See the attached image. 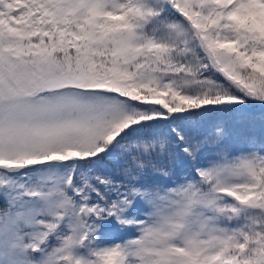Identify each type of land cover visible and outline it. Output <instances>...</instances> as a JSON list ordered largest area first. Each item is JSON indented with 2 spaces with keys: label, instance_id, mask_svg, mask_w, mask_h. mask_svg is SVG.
<instances>
[{
  "label": "snow or ice",
  "instance_id": "1",
  "mask_svg": "<svg viewBox=\"0 0 264 264\" xmlns=\"http://www.w3.org/2000/svg\"><path fill=\"white\" fill-rule=\"evenodd\" d=\"M264 0H0V264H264Z\"/></svg>",
  "mask_w": 264,
  "mask_h": 264
},
{
  "label": "trees",
  "instance_id": "2",
  "mask_svg": "<svg viewBox=\"0 0 264 264\" xmlns=\"http://www.w3.org/2000/svg\"><path fill=\"white\" fill-rule=\"evenodd\" d=\"M255 110H258L257 107H252ZM239 114H219L213 119L208 117L206 118L207 123H221L225 127L226 132L232 133L228 136L230 143L235 144H244L250 143L252 141L259 143L260 139L258 136V130L256 127H260V124H264V113L259 112V114L246 113ZM229 117H231L229 119ZM259 124V125H258ZM261 140H264L261 139Z\"/></svg>",
  "mask_w": 264,
  "mask_h": 264
},
{
  "label": "rangeland",
  "instance_id": "3",
  "mask_svg": "<svg viewBox=\"0 0 264 264\" xmlns=\"http://www.w3.org/2000/svg\"><path fill=\"white\" fill-rule=\"evenodd\" d=\"M249 112H261V113H264V109H261L260 107H258V110H255L254 108H249L248 110H247V112L246 113H248V114H251V113H249ZM239 115H242V114H239ZM217 115H215V116H209L210 118H214V117H216ZM208 118V117H207ZM231 117H229V119H230ZM206 119V118H205ZM259 125V124H258ZM257 128V130H258V138L260 139V141H262L261 139H263L264 138V124H260V127H256ZM227 134H228V136L229 135H231L232 133H229V132H227Z\"/></svg>",
  "mask_w": 264,
  "mask_h": 264
}]
</instances>
